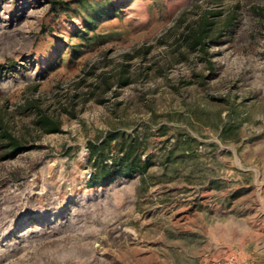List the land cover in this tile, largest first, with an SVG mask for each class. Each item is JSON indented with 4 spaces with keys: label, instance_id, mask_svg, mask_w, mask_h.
Masks as SVG:
<instances>
[{
    "label": "rangeland",
    "instance_id": "obj_1",
    "mask_svg": "<svg viewBox=\"0 0 264 264\" xmlns=\"http://www.w3.org/2000/svg\"><path fill=\"white\" fill-rule=\"evenodd\" d=\"M0 264H264V0H0Z\"/></svg>",
    "mask_w": 264,
    "mask_h": 264
},
{
    "label": "trees",
    "instance_id": "obj_2",
    "mask_svg": "<svg viewBox=\"0 0 264 264\" xmlns=\"http://www.w3.org/2000/svg\"><path fill=\"white\" fill-rule=\"evenodd\" d=\"M212 22L207 19H200L197 21V25L195 28L192 26L186 32V42L189 46H200L201 48H205L207 39L212 35ZM36 126L41 128H46V131H55L58 129L59 122L57 119L52 117L50 114L44 113L42 111H38L35 118ZM5 133H2V136H5ZM9 144H18L16 139H11ZM13 145V146H14ZM120 159L119 150H115L112 154V161L109 165H102L105 168L104 172L112 171L116 172V169L119 168L117 162ZM127 168L123 169L126 170ZM102 178V177H101Z\"/></svg>",
    "mask_w": 264,
    "mask_h": 264
}]
</instances>
